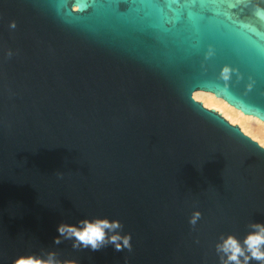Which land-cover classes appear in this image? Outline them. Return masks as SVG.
I'll return each mask as SVG.
<instances>
[{"label":"water","instance_id":"95a60500","mask_svg":"<svg viewBox=\"0 0 264 264\" xmlns=\"http://www.w3.org/2000/svg\"><path fill=\"white\" fill-rule=\"evenodd\" d=\"M264 0H0V264H264Z\"/></svg>","mask_w":264,"mask_h":264},{"label":"bare ground","instance_id":"6f19581e","mask_svg":"<svg viewBox=\"0 0 264 264\" xmlns=\"http://www.w3.org/2000/svg\"><path fill=\"white\" fill-rule=\"evenodd\" d=\"M208 107L220 111L231 122L238 123L245 133L258 140L264 146V123H259V118L247 117L242 111L224 105V99L214 95L194 94Z\"/></svg>","mask_w":264,"mask_h":264},{"label":"rangeland","instance_id":"374dc122","mask_svg":"<svg viewBox=\"0 0 264 264\" xmlns=\"http://www.w3.org/2000/svg\"><path fill=\"white\" fill-rule=\"evenodd\" d=\"M198 100V99H197ZM199 101H202V100H199ZM203 102V101H202ZM205 105V104H204ZM206 106V105H205ZM208 108H213V107H209ZM217 110V109H216ZM220 112V111H219ZM228 119V118H227ZM229 120V119H228ZM230 121V120H229ZM231 122V121H230ZM233 124H238V123H234V122H231ZM239 125V124H238ZM240 126V125H239ZM241 127V126H240ZM243 130V129H242ZM244 131V130H243ZM247 134V133H246ZM249 135V134H248ZM253 138V137H252ZM254 139V138H253ZM256 140V139H255ZM258 141V140H257ZM259 142V141H258Z\"/></svg>","mask_w":264,"mask_h":264}]
</instances>
